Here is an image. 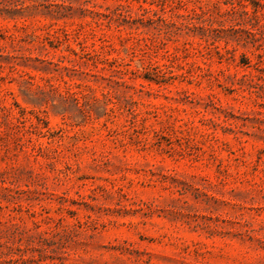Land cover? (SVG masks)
Returning <instances> with one entry per match:
<instances>
[{
  "label": "rangeland",
  "instance_id": "1",
  "mask_svg": "<svg viewBox=\"0 0 264 264\" xmlns=\"http://www.w3.org/2000/svg\"><path fill=\"white\" fill-rule=\"evenodd\" d=\"M0 264H264V0H0Z\"/></svg>",
  "mask_w": 264,
  "mask_h": 264
}]
</instances>
